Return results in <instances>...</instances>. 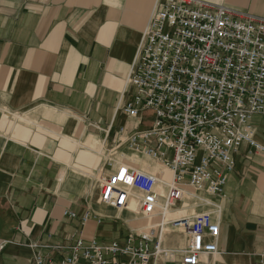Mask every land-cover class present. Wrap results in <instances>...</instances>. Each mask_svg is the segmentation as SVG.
<instances>
[{"label":"crops","instance_id":"crops-1","mask_svg":"<svg viewBox=\"0 0 264 264\" xmlns=\"http://www.w3.org/2000/svg\"><path fill=\"white\" fill-rule=\"evenodd\" d=\"M204 1L264 18V0ZM155 3L0 0V264H34L38 255L59 261L67 250L57 247L124 241L142 228L139 217L125 219L97 199L99 180L116 172L104 131L137 125L125 115L116 122L115 108ZM250 125L264 146V112ZM118 155L121 165L170 177L126 147ZM235 162L221 196L188 187L172 212L215 213L219 252L205 264H255L264 249V153L243 144Z\"/></svg>","mask_w":264,"mask_h":264},{"label":"built area","instance_id":"built-area-1","mask_svg":"<svg viewBox=\"0 0 264 264\" xmlns=\"http://www.w3.org/2000/svg\"><path fill=\"white\" fill-rule=\"evenodd\" d=\"M127 86L123 111L139 124L128 147L170 177L120 165L102 179L101 202L168 218L188 187L219 197L241 145L264 153L250 125L264 112V18L204 0H157ZM147 111L154 119L143 127ZM81 219L87 223L90 213ZM217 219L202 212L131 232L123 242L78 239L59 261L38 255L34 264H205L219 252ZM169 226L184 234L183 249L165 248ZM255 264H264V249Z\"/></svg>","mask_w":264,"mask_h":264},{"label":"rangeland","instance_id":"rangeland-1","mask_svg":"<svg viewBox=\"0 0 264 264\" xmlns=\"http://www.w3.org/2000/svg\"><path fill=\"white\" fill-rule=\"evenodd\" d=\"M157 1V0H156ZM153 12H154V10H153ZM153 12H152V14H153ZM152 16V15H151ZM151 18V17H150ZM148 26V25H147ZM143 37V36H142ZM141 43H142V39H141V42H140V44H139V46H138V48L140 47V45H141ZM138 48H137V50H138ZM137 53V52H136ZM131 66H132V64H131ZM131 66H130V68H131ZM129 73H130V69H129ZM128 77H129V74H128ZM128 77H127V79H126V83H125V87L123 88V90H122V92H121V98H120V101L118 102V104H117V106H116V108H115V113H116V115H117V117H116V122H117V119L119 118V117H121L122 115H125V116H127L125 113H124V111H123V106H124V104L126 103V101H128L130 98H131V94H130V92L128 91V86H127V80H128ZM129 119H132V118H130L129 116H127ZM145 117H146V119L148 120V122L147 123H145V124H143V127H144V125H149L150 124V122L152 121V119H153V117H154V114H153V112H151V111H147L146 112V114H145ZM132 120H134V121H136L137 122V120H135V119H132ZM116 124V123H115ZM146 127H148V126H146ZM113 129V127H111V129L109 128L108 130H106V131H104V136H105V140H104V142L105 143H108V142H111V141H113V144H112V148H111V151L113 152L112 153V155H107V158H108V165H110V167H112L114 170H118V168L120 167V165L123 163H121L120 164V162L121 161H119V155H118V153H119V151L120 150H122V149H124L125 147H126V149H128L129 150V147H128V141H129V139L139 130V124H138V122H137V125H136V127H134V129L132 130V131H130L129 133H125L124 134V130H122V128L121 129H119L118 128V131H113L112 130ZM124 135V136H123ZM121 136H123V137H121ZM101 143H100V145H99V147H101ZM106 145L105 146H103V149H102V152H103V154L106 152ZM97 150H99V148L97 149ZM132 151V150H131ZM106 156V155H105ZM140 156V155H139ZM140 157H143V156H140ZM144 158V157H143ZM115 163H117V164H115ZM111 174H113V173H111ZM111 174H107V175H111ZM106 175V176H107ZM106 176H104V177H102L100 180H99V183H98V189H99V196H98V199H97V202H98V204H100V205H104V206H107V205H105V204H103L102 202H101V183H102V179L103 178H105ZM203 200L205 201V200H208V199H204L203 198ZM210 201V203H212L213 202V204L216 202V199L215 200H212V199H209ZM205 203V202H204ZM217 206H218V203H217ZM107 207H109L110 209H112V211H114L115 213H122V216L125 218V219H127V218H131V219H135V218H137V217H139L141 220H142V222H140L141 223V225H140V227H142V228H140V230L139 231H137L138 229H136V230H134L133 232H142V231H146V230H148L149 228H150V226H155L156 224H159V223H163V222H168V221H170V220H174V219H179V218H182V216H180V217H178V215H177V213H176V215H174L173 213H171L169 216H168V218H163V217H161V215H160V213L159 212H157V213H155V214H153L152 216H150V217H143V216H141V215H136V214H134V213H132V212H129V211H122V212H120V211H118L116 208H112V207H110V206H107ZM86 212H88V211H86ZM86 212H84V213H86ZM207 212V211H206ZM83 213V214H84ZM90 213V212H89ZM186 218H189V217H186ZM143 219H147L146 220V222H144L143 221ZM140 220V221H141ZM136 228H139V227H136ZM175 236H177V237H175ZM173 237H175V238H173ZM173 238V239H172ZM112 241H120V240H112ZM107 242H109V241H107ZM111 242V241H110ZM121 242H123V241H121ZM75 243V241L74 242H72V244L71 245H69V247L70 246H72L73 244ZM164 246H165V248H167V249H174V250H180V249H183L185 246H186V239L184 238V234H182L181 232L179 233V232H176V230H174L171 226H169L168 227V232L166 233V236L164 237ZM69 247H67V248H69ZM67 248H55L54 250L56 251H64V250H67ZM208 264H216V261L215 262H213V263H208Z\"/></svg>","mask_w":264,"mask_h":264},{"label":"snow or ice","instance_id":"snow-or-ice-1","mask_svg":"<svg viewBox=\"0 0 264 264\" xmlns=\"http://www.w3.org/2000/svg\"><path fill=\"white\" fill-rule=\"evenodd\" d=\"M123 178V175H121V179Z\"/></svg>","mask_w":264,"mask_h":264}]
</instances>
